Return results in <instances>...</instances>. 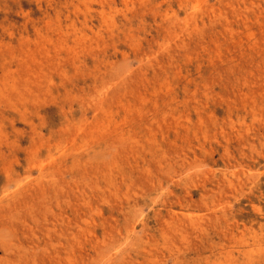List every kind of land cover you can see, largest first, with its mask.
<instances>
[{
    "label": "rangeland",
    "instance_id": "374dc122",
    "mask_svg": "<svg viewBox=\"0 0 264 264\" xmlns=\"http://www.w3.org/2000/svg\"><path fill=\"white\" fill-rule=\"evenodd\" d=\"M0 264H264V0H0Z\"/></svg>",
    "mask_w": 264,
    "mask_h": 264
}]
</instances>
